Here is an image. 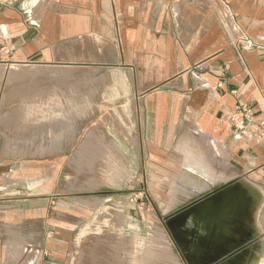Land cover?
<instances>
[{
    "label": "crops",
    "instance_id": "obj_1",
    "mask_svg": "<svg viewBox=\"0 0 264 264\" xmlns=\"http://www.w3.org/2000/svg\"><path fill=\"white\" fill-rule=\"evenodd\" d=\"M225 13L235 19L230 30ZM236 29L256 47L244 51L232 44ZM4 40L12 53L0 57V86L13 66H87L128 80L140 112L138 141L153 153L177 144L185 155L184 165L171 173L182 176L175 194L200 186L188 171L201 166L195 164L202 149L205 160L211 149L221 150L220 164L208 169L217 175L213 179H247L264 193V125L254 128L258 137L237 139L231 122L242 105L264 124V0H0V49ZM44 168L35 172L34 165L7 156L0 136V264H65L76 246L81 221L50 195ZM217 193H223L220 210L209 218L208 232L196 233L192 223L183 242L195 264L218 263L242 247L225 242L235 237L226 212L243 215L236 190L219 187L190 207ZM170 236L180 250L175 253L190 264ZM256 252L249 248L245 264ZM209 255L207 262L201 259Z\"/></svg>",
    "mask_w": 264,
    "mask_h": 264
},
{
    "label": "rangeland",
    "instance_id": "obj_2",
    "mask_svg": "<svg viewBox=\"0 0 264 264\" xmlns=\"http://www.w3.org/2000/svg\"><path fill=\"white\" fill-rule=\"evenodd\" d=\"M17 68L27 73L13 74ZM128 90L121 75L87 66H13L2 80L5 154L34 165L35 172L44 166L50 195L66 203V215L81 221L65 264H185L166 222L186 256L190 246L183 242L191 230L177 231L175 216L224 186L236 190L243 212L242 217L226 212L235 237L225 242L242 247L216 264H245L250 247L258 250L252 264H264V193L247 179H213L217 175L208 169L220 164L221 150L211 149L205 160L202 149L195 164L201 166L188 171L200 186L175 194L182 176L171 173L184 165L185 155L177 144L160 145L163 150L153 153L138 141V101ZM175 198L181 207H174Z\"/></svg>",
    "mask_w": 264,
    "mask_h": 264
},
{
    "label": "built area",
    "instance_id": "obj_3",
    "mask_svg": "<svg viewBox=\"0 0 264 264\" xmlns=\"http://www.w3.org/2000/svg\"><path fill=\"white\" fill-rule=\"evenodd\" d=\"M225 19L224 26L227 28L230 24L235 26L234 16L230 13H225L223 15ZM228 29V28H227ZM230 30V29H228ZM234 34H230L231 37L234 36L232 44L240 46L244 51L252 50L256 47V43L250 39L244 32L239 29L233 31ZM12 49L9 44V40H4L1 44L0 57H10ZM231 122L236 134L237 139H242L244 137H258L255 127H261L264 124L256 123L253 118L252 111L243 107L242 105L238 107L237 111L232 115Z\"/></svg>",
    "mask_w": 264,
    "mask_h": 264
},
{
    "label": "bare ground",
    "instance_id": "obj_4",
    "mask_svg": "<svg viewBox=\"0 0 264 264\" xmlns=\"http://www.w3.org/2000/svg\"><path fill=\"white\" fill-rule=\"evenodd\" d=\"M14 73L15 74H25V73H27V71L24 70V69L17 68V69L13 70V74ZM226 192H228V191H225V193ZM222 194L223 193H221V194L217 193L214 196L206 199L205 201L197 203L193 207H189L187 210L185 209L186 211L182 212V214H179V216H177L178 215L177 214L175 216L176 217L175 221L173 222L174 223V228L177 231H179V229H180V231L185 232L184 229L187 228V230H188V226L191 227V224L194 223L193 227L195 228L194 231L196 233H199V232L200 233H204L205 231L208 232V229H209V226H210L208 224V220H209V218L211 216H215L219 212L220 208L217 206V204H218V201L220 200V195H222ZM172 219H174V217ZM166 225H167L169 231L172 233V231H171L170 227L168 226L167 222H166ZM181 229H183V230H181ZM172 235H173V233H172ZM173 237L176 240V242L179 244V246H182L177 241V239L175 238L174 235H173ZM187 245H189V244H187ZM185 257L188 259L190 264H195V262H197L195 257H193V260L190 259L187 255ZM197 259H198V257H197ZM201 259L202 260L206 259V262H207L208 260L211 259V255L201 257ZM203 263H200V264H203Z\"/></svg>",
    "mask_w": 264,
    "mask_h": 264
},
{
    "label": "water",
    "instance_id": "obj_5",
    "mask_svg": "<svg viewBox=\"0 0 264 264\" xmlns=\"http://www.w3.org/2000/svg\"><path fill=\"white\" fill-rule=\"evenodd\" d=\"M133 212H134V211H132V214H133ZM214 264H216V263H214Z\"/></svg>",
    "mask_w": 264,
    "mask_h": 264
}]
</instances>
